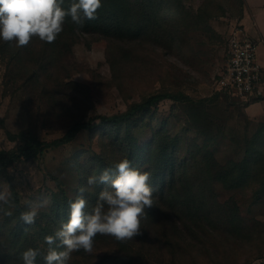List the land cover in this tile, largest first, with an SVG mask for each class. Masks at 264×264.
Returning <instances> with one entry per match:
<instances>
[{
  "label": "rangeland",
  "instance_id": "374dc122",
  "mask_svg": "<svg viewBox=\"0 0 264 264\" xmlns=\"http://www.w3.org/2000/svg\"><path fill=\"white\" fill-rule=\"evenodd\" d=\"M102 4L98 13L113 8L133 33L88 27L51 44L34 37L13 45L17 59L0 53V152L20 154L22 134L45 145L35 159L0 161V264H23L28 248L46 254L52 196L75 198L81 184L90 190V168L111 143L102 128L56 142L77 122L99 125L160 93L173 98L138 115L134 136L140 146L177 143L174 187L154 193L142 235L122 243L97 234L93 252H73L69 264H264V155L255 156L264 153V91L242 98L217 90L229 40L243 28V0ZM44 200L35 223L19 231V210Z\"/></svg>",
  "mask_w": 264,
  "mask_h": 264
},
{
  "label": "clouds",
  "instance_id": "9594fccd",
  "mask_svg": "<svg viewBox=\"0 0 264 264\" xmlns=\"http://www.w3.org/2000/svg\"><path fill=\"white\" fill-rule=\"evenodd\" d=\"M63 5L64 0H0V40L16 47L29 45L34 37L51 44L63 32L68 17L79 31L86 21L98 19V10L103 7L102 0H72L67 8ZM98 184L105 187L91 211L84 195L89 189L81 186L69 202L67 221L61 222L53 235L44 237L46 254L39 248H28L21 254L23 264H37L38 257L44 264H69L73 252H93L97 234L122 243L142 235V221L155 202L151 173L133 167L130 160L123 158L99 176L87 178L88 186ZM6 200L7 195L0 192V201ZM48 203L28 201L19 219L27 225L34 224Z\"/></svg>",
  "mask_w": 264,
  "mask_h": 264
},
{
  "label": "trees",
  "instance_id": "16d2710c",
  "mask_svg": "<svg viewBox=\"0 0 264 264\" xmlns=\"http://www.w3.org/2000/svg\"><path fill=\"white\" fill-rule=\"evenodd\" d=\"M71 2L72 0H64L63 7L67 8ZM111 9L112 10L108 13L103 11L102 13H98V19L96 20L86 21L83 28L90 27V29H100L113 36L133 33L127 26H125L120 15L113 8ZM76 28L77 26L71 21V18L68 17L64 24V30L59 37L65 36L69 31L73 32ZM3 42V40H0V43L3 44ZM13 45L14 44L4 42L2 46L12 48L11 46ZM6 51L12 53V59L15 56V59L20 56L19 54L16 55L13 48L10 50L0 49V53ZM172 98L173 96L170 93L155 94L150 96L144 102L132 105L124 113L110 117H100L99 125L92 123V121L77 122L68 130L66 135L56 143H70L82 131H88L90 137H92L97 129L102 128L104 130L103 136L108 137L111 143L105 148L103 155L95 158L93 166L90 168V172L93 175L99 176L105 169L112 168V166L120 159L127 158L132 162L133 167L139 168L141 171L150 172L152 186L156 188V191L160 192V195H164L169 189L174 187V183L179 177L178 160L176 157L177 143L174 140L167 139L166 141L165 139H161L163 141L159 142L154 140L145 146H140L134 133L140 123L137 118L138 115L149 113L153 108L158 107L162 101ZM19 137L22 140L20 154L15 152H0L2 167L11 166L22 158L35 159L43 154L45 145L43 146L36 137L25 134H22ZM263 155L264 153H262L261 149L257 150V154H255V156H259L257 160L262 159ZM249 164H251L250 159L246 160V166ZM246 166L244 165L243 168H246ZM81 186L89 188L84 184H81ZM103 187L105 186L99 184L90 186V190L84 194L88 200L89 211H91V207L95 204L98 193ZM61 192V195L55 193L52 196V216H45L49 219V224L43 229L46 233L45 236L53 235L60 227L61 222H66L68 219L69 202L73 201L75 198L69 197L65 190H61ZM22 211L23 209L19 210L20 214ZM25 225L26 224L22 222L19 231H22ZM16 236H18V233H16ZM38 263L44 264V261L41 259Z\"/></svg>",
  "mask_w": 264,
  "mask_h": 264
},
{
  "label": "built area",
  "instance_id": "2783aa9c",
  "mask_svg": "<svg viewBox=\"0 0 264 264\" xmlns=\"http://www.w3.org/2000/svg\"><path fill=\"white\" fill-rule=\"evenodd\" d=\"M258 50V40L244 28L236 29L229 40L225 69L217 78V90L242 98L261 96L264 68Z\"/></svg>",
  "mask_w": 264,
  "mask_h": 264
},
{
  "label": "crops",
  "instance_id": "0c3cea01",
  "mask_svg": "<svg viewBox=\"0 0 264 264\" xmlns=\"http://www.w3.org/2000/svg\"><path fill=\"white\" fill-rule=\"evenodd\" d=\"M243 3L241 25L250 36L259 41L258 58L264 68V0H243ZM262 86L264 91V84Z\"/></svg>",
  "mask_w": 264,
  "mask_h": 264
}]
</instances>
